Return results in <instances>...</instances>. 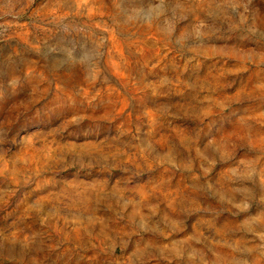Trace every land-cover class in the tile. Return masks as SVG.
<instances>
[{
	"label": "rangeland",
	"instance_id": "1",
	"mask_svg": "<svg viewBox=\"0 0 264 264\" xmlns=\"http://www.w3.org/2000/svg\"><path fill=\"white\" fill-rule=\"evenodd\" d=\"M0 264H264V0H0Z\"/></svg>",
	"mask_w": 264,
	"mask_h": 264
}]
</instances>
